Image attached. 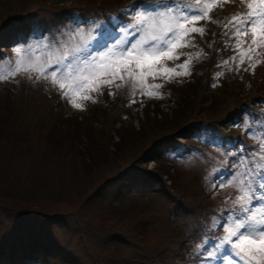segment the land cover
Listing matches in <instances>:
<instances>
[{"label":"rangeland","instance_id":"1","mask_svg":"<svg viewBox=\"0 0 264 264\" xmlns=\"http://www.w3.org/2000/svg\"><path fill=\"white\" fill-rule=\"evenodd\" d=\"M123 1L0 0V36L14 33L15 22L6 23L10 16L32 12V22L46 23L68 6L98 10ZM228 4L230 11L237 9L235 3ZM185 5L196 8L197 2L180 1V7ZM225 5H208L216 25L233 15L228 17ZM102 21L99 17L97 24ZM92 28H84L82 38L91 36ZM47 37L50 42L51 34ZM233 43L226 45L231 52L218 50L211 71L204 60L187 84H170L168 100H150L138 108L130 100L122 105L123 98L106 97L102 104L70 109L45 84L12 82L9 74L15 65L11 68L9 58L0 61V76L8 77L0 80V264H189L190 254L205 253L206 240L212 251L214 239L186 245L185 233L195 228V217L211 223L219 219L221 206L206 210L211 198L203 188L216 182L225 159L199 149L173 164L158 146L193 120L202 121L195 128L196 138L217 144L209 117L223 119L240 100L258 93L264 62L254 73L231 70L237 54ZM197 53L204 56L199 48L190 52ZM224 60L230 63L223 65ZM219 72L224 75L217 77ZM247 83L249 89H243ZM119 91L131 94L130 88ZM258 109L264 111V105ZM168 147L174 161L178 152ZM183 246L188 249L185 256Z\"/></svg>","mask_w":264,"mask_h":264},{"label":"snow or ice","instance_id":"2","mask_svg":"<svg viewBox=\"0 0 264 264\" xmlns=\"http://www.w3.org/2000/svg\"><path fill=\"white\" fill-rule=\"evenodd\" d=\"M196 2L197 7L190 8L180 7V0H137L130 6L132 18L122 19L114 26L117 32L111 46L107 39L101 38L95 44L73 47L68 43L73 35V30H69L68 34L60 33L64 45L55 36L44 45L46 51L53 53L52 57L32 59L24 53L9 75L15 76L21 71L31 73L33 79L46 82L75 109H84L86 102L98 103L97 97L106 90L112 96L122 88H130V104L138 102L137 94L150 99L162 98L166 83L191 75L194 58L183 49L194 45L195 34L201 37L206 34L205 28L191 26L188 21H210L213 9L208 5L222 8L229 0H221L219 4L216 0ZM137 5L142 11L136 12ZM223 27L225 42L233 41L237 53L231 58L236 62L231 70L254 73L264 62L260 59L264 56V0H246V10L231 15ZM40 39L48 37L42 34ZM4 55L0 53V61ZM200 55L197 53L195 58ZM182 57L183 61L176 67L169 68L164 63L176 62ZM229 63V60L223 61V65ZM223 75L224 72L217 73V77ZM7 78L0 76V80ZM155 79L163 83H152ZM233 161L227 177L221 172L215 174L212 189L233 186L239 177L240 194L235 198L234 207L224 209L223 220L214 219L213 227L222 228L224 234L212 241V251L207 250L208 241H205L204 259H214L216 264H264V138L254 151L242 147ZM197 259L203 264L201 257Z\"/></svg>","mask_w":264,"mask_h":264},{"label":"trees","instance_id":"3","mask_svg":"<svg viewBox=\"0 0 264 264\" xmlns=\"http://www.w3.org/2000/svg\"><path fill=\"white\" fill-rule=\"evenodd\" d=\"M201 23L205 24V25H201V27L205 28V30L208 32V41H207V43H203L197 37H195L194 38V45L191 47V50L193 49L194 51H196V49L199 48L201 50V48H202L201 51H204V56L200 57L199 59L195 58V56H193L194 59L192 61V68H191V75L190 76L179 77L175 81L165 84L162 91L164 94L167 93L170 97L172 95L171 89H170V84H172V83L175 84L176 82L185 84L187 81L190 80L191 77H193L195 75L194 73L197 71L198 66L202 62H204V60H209V62H210L209 63V71H211V68L217 63V61H216L217 51L212 50V47L218 46V47H224L227 49L226 45L230 43V42H227V43L226 42H224V43L220 42V43H217L216 45H214L215 44V37H216L217 33L213 29V24L205 23L204 21H202ZM198 25H200V24H198ZM227 50L229 52H231L230 49H227ZM183 51L186 53L187 50L183 49ZM190 55H193V54H190ZM260 58L263 59V61H264V56H261ZM183 59H184V57H182L181 60H179V61L173 62L172 63L173 66L176 67V65L179 64L180 62H182ZM227 77L226 76L223 77L221 81L225 80V78H227ZM158 80H160V79H158ZM158 80L157 79L151 80V82L152 83H160ZM208 81H210V78ZM245 82H250V81L248 79H246ZM161 83H163V81ZM258 87H260V90H258V93L254 94L253 97H251L249 99L243 98L242 100H240L237 103V105H235L233 108H231L230 110L227 111L226 114H229L238 107H244V109H245L242 115H240V116L236 115L234 117V119L231 120L232 122L230 123L229 129H227V130L223 129L220 125H218L216 123L217 120L211 119V117H209V119H210L209 122L213 123L215 128H216V130H214V134H217L221 138V142H219L220 145H215L214 147H212L211 144H206L205 142H203V143L199 142L196 139L194 132H195V128L198 125H200L201 122L193 120V121H189L186 124L182 125L180 129L171 133L170 136L169 135H167L166 137L163 136V137H165L163 140L164 144L161 143L158 147H160V148H163L165 146L171 147V146H175L178 144L177 148L181 149L183 145H186L187 147H185L183 149L184 153L177 159L176 164H181L182 160L185 159L187 157V154H189L191 152H197L199 149H205V150L207 149L210 152H213L214 154H216L219 158L225 159L224 167H225V169H230L232 164L234 163L233 157L238 155V152L242 147L247 148L249 151H254L255 146L260 142L261 138H264V111H261L258 109V106L260 104L264 105V81ZM243 89H249L248 83H247V85H245L243 87ZM121 93L123 94V96ZM55 94L59 100L63 101V98L60 95H58L57 92ZM130 95L131 94L126 92V91L125 92L117 91L115 95L110 96V95H108L107 90H106L103 95H100L97 97L98 103L86 102L85 105H86V107H91L94 105L102 104L104 102L103 100L106 97H109V98L121 97V98H123V101L121 102V104L124 105L131 98ZM141 99L142 98H137L138 102L133 105L134 108H138V106L142 107L143 105H145V102L143 101V99H142V101H143L142 103L139 102ZM63 103L66 104L65 102H63ZM245 119H247L250 122L249 126L244 125ZM175 133H179L181 135H184L185 140H186L185 143L178 141L176 139V137L173 135ZM256 155L259 156L260 153L257 151ZM173 164H175V163H173ZM123 174H124V172L122 173V175ZM226 177H227V174H226ZM238 186H239V180L237 178V180L233 186H228V187H225L223 189H218L216 191H213L214 195H210L208 193L207 189L203 188L206 195L211 198V202L208 205L206 210H211L215 206H221V208L234 207L235 198H236V196H238L240 194L237 191ZM207 217H209V216L207 215ZM209 221L210 220H205L202 217L197 218V222L195 224L196 236H200L202 233L207 234L208 233L207 231L208 230L210 231L212 229ZM202 223L205 225V228H202ZM221 230H223V229L221 228ZM185 243H187L186 245L191 244V242H189L188 240H186ZM181 250H182V252H185L188 249L183 246L181 248ZM198 254H199L198 256L201 257L203 252L199 251ZM182 256H185L184 253H182Z\"/></svg>","mask_w":264,"mask_h":264}]
</instances>
